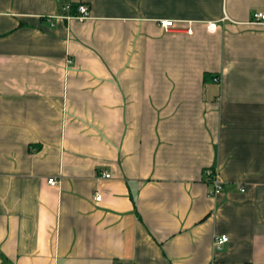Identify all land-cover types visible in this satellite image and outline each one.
<instances>
[{"label":"crops","instance_id":"0c3cea01","mask_svg":"<svg viewBox=\"0 0 264 264\" xmlns=\"http://www.w3.org/2000/svg\"><path fill=\"white\" fill-rule=\"evenodd\" d=\"M65 1L0 0V264H264V0Z\"/></svg>","mask_w":264,"mask_h":264},{"label":"built area","instance_id":"2783aa9c","mask_svg":"<svg viewBox=\"0 0 264 264\" xmlns=\"http://www.w3.org/2000/svg\"><path fill=\"white\" fill-rule=\"evenodd\" d=\"M69 9H70V1L66 0L64 5H63V13L62 14H58L56 16H54L53 18H64L66 20H70V19H76V20H84L88 17V7L86 6V4H79L77 6V13L76 14H70L69 13ZM264 20V13L263 12H254L252 14V23H260ZM159 25L161 27L164 28H169L173 25V20L170 19H162L159 20ZM217 78H215L216 80ZM204 175V179L208 182V184L210 185V189L208 190V195H216L217 193H219L222 189V182L218 179L217 177V171L214 168H206L203 172ZM110 177V174L107 172H103L100 176L99 179H107ZM48 184L50 185H56L58 183V181L53 178L50 177L47 179ZM101 196L98 192L95 193L94 195V199L95 200H100ZM227 236L225 235H221V236H216L214 239V245L216 247H219V244H221L222 242H226L227 241Z\"/></svg>","mask_w":264,"mask_h":264},{"label":"trees","instance_id":"16d2710c","mask_svg":"<svg viewBox=\"0 0 264 264\" xmlns=\"http://www.w3.org/2000/svg\"><path fill=\"white\" fill-rule=\"evenodd\" d=\"M62 1H64V0H62ZM63 4H64V3H63ZM79 4H85V3H82V2H78V3L70 2L69 13H70V14H76V13H77V6H78ZM62 19H64V18H62ZM64 20H66V19H64ZM209 75H210V74L204 73V80H205V78H207ZM216 78H217L216 80L218 81V77H216Z\"/></svg>","mask_w":264,"mask_h":264}]
</instances>
